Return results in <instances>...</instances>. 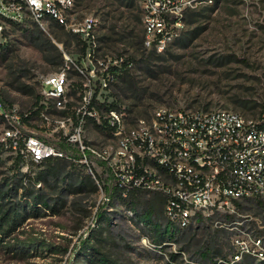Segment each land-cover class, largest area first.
I'll return each instance as SVG.
<instances>
[{
  "label": "rangeland",
  "instance_id": "obj_1",
  "mask_svg": "<svg viewBox=\"0 0 264 264\" xmlns=\"http://www.w3.org/2000/svg\"><path fill=\"white\" fill-rule=\"evenodd\" d=\"M75 1V21L87 15L98 20L91 57L90 43L70 27L50 22L43 28L30 17L23 23L0 17V96L9 107L29 112L28 131L55 142L61 130L57 120L80 107L87 79L103 77L106 64L120 57L133 65L112 72L104 106L125 112L130 125L150 118L161 105L264 116V0H192L179 36L161 51L144 45L142 0ZM46 41L51 50L44 53L40 47ZM60 52L64 64L58 63ZM62 69L71 95L66 111L44 104L41 97V77ZM4 129L0 116V186L12 188L19 173L27 174V181L46 165L7 148ZM86 137L102 148L112 134L90 123ZM52 165L61 171L57 192L35 185L60 198L61 205L56 212L20 209L23 219L15 230L3 235L4 225L0 231V264H99L96 255L103 254L111 264H264V192L238 201L231 212L199 213L182 227L170 223L159 193L108 196L117 182L108 181L99 164H92L93 170L69 159ZM22 194L20 188L14 202L28 206ZM101 210L110 220L99 221Z\"/></svg>",
  "mask_w": 264,
  "mask_h": 264
},
{
  "label": "built area",
  "instance_id": "obj_2",
  "mask_svg": "<svg viewBox=\"0 0 264 264\" xmlns=\"http://www.w3.org/2000/svg\"><path fill=\"white\" fill-rule=\"evenodd\" d=\"M191 4L192 0H142L145 47L161 51L173 42ZM75 7V0H0V17L16 23L30 17L43 28L50 22L70 27L90 43L91 57L98 20L87 15L75 21ZM124 60L106 64L103 77L87 79L80 107L73 116L57 120L61 130L55 142L28 131L29 112L6 108L0 97L6 147L35 164L51 158L80 161L91 170L92 164H99L124 197L131 191L163 195L168 220L182 227H189L199 213L231 212L238 201L264 192V116L253 119L233 110L161 105L150 118L130 125L125 112L104 106L103 99L112 68L119 71ZM132 65L129 61L125 68ZM40 83L44 104L70 109L66 70L43 75ZM43 116L49 119L45 111ZM90 123L110 130L111 143L101 148L87 140Z\"/></svg>",
  "mask_w": 264,
  "mask_h": 264
},
{
  "label": "trees",
  "instance_id": "obj_3",
  "mask_svg": "<svg viewBox=\"0 0 264 264\" xmlns=\"http://www.w3.org/2000/svg\"><path fill=\"white\" fill-rule=\"evenodd\" d=\"M50 47L51 46H50L49 42L46 41V44H43V46H41L40 48L45 53V52L51 50ZM129 61H130V59L124 60L123 66H126L129 63ZM58 63L59 64L65 63L62 52L59 53ZM116 70H118V67L115 66L112 68L113 72H116ZM2 101L5 105V107L8 108L9 106L3 98H2ZM53 160H64V159H62V158L61 159L60 158L59 159L51 158V159L46 160L45 162H43V163H45L46 168L41 169L39 172L36 173L35 176L29 177V179L27 181L25 180V177L27 176V174L19 173V174H21V176L17 179V184L15 185L16 187L9 188L7 186L8 187L7 188L5 186L6 187L5 188V187L0 186V231L4 229V225H8V228L3 232V235L9 234L13 230H15L16 226H18L19 222L23 219V215H22V212L20 211V209H22L24 212L25 211L26 212H29V211L30 212H32V211L38 212L39 207H43V208L48 209L52 212L57 211L58 205L59 204L61 205L60 198L53 199V198L49 197V195L47 193H45L41 188H36V185H35V182H40V183L46 184L47 186L52 188L51 190L53 192H57V181H59L61 171L58 169V167H56V165L55 166L52 165ZM86 178L89 181H91V179H92L91 175H87ZM87 179L85 181H88ZM83 184H84V182L82 181V183L79 186L80 189H82ZM20 188L23 189L22 196H24L25 198H29L32 201L31 203L28 202V201H30L29 199L26 201L28 206H25V204L23 203L25 201H23V200H19L17 202H14V198L18 197V193H19ZM95 188H96V186H94V184H93V189H95ZM9 189H10V191L14 190V193L17 195L14 194L15 195L14 196V195L7 193ZM122 192H123L122 188H118L114 184H112V186H109L106 193L110 197L114 196V194H118L119 196L122 197L123 196ZM53 200H55L54 201L55 203H52ZM63 202H65V200H63ZM134 208H135L134 206H131V209H134ZM98 215H99L98 219L100 222L105 221V220L106 221L110 220V217L108 216V214L102 210L98 213ZM227 217H230V215H228ZM84 242H85V240H84ZM83 252L88 253L86 246L83 247ZM96 257L98 258L99 264H111L109 262L108 258L106 257V255H104V254L100 255L99 257L96 255Z\"/></svg>",
  "mask_w": 264,
  "mask_h": 264
}]
</instances>
